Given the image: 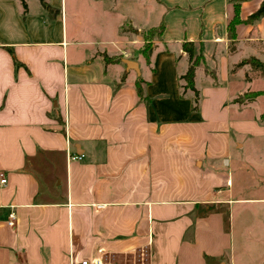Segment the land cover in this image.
<instances>
[{"label": "crops", "instance_id": "0c3cea01", "mask_svg": "<svg viewBox=\"0 0 264 264\" xmlns=\"http://www.w3.org/2000/svg\"><path fill=\"white\" fill-rule=\"evenodd\" d=\"M24 1L0 0V264H238L234 208L264 205L263 0L233 32L232 0Z\"/></svg>", "mask_w": 264, "mask_h": 264}, {"label": "rangeland", "instance_id": "374dc122", "mask_svg": "<svg viewBox=\"0 0 264 264\" xmlns=\"http://www.w3.org/2000/svg\"><path fill=\"white\" fill-rule=\"evenodd\" d=\"M29 3L32 9L39 5L38 0H29ZM232 232V255L236 263L264 264V205L235 206ZM125 264H135V260H127Z\"/></svg>", "mask_w": 264, "mask_h": 264}, {"label": "trees", "instance_id": "16d2710c", "mask_svg": "<svg viewBox=\"0 0 264 264\" xmlns=\"http://www.w3.org/2000/svg\"><path fill=\"white\" fill-rule=\"evenodd\" d=\"M20 1H21V5L23 7V13H25L26 9H27L26 3L24 0H20ZM39 1L42 4V6L44 7V9H46L48 12L54 13V14H56L58 12V10L51 7L50 4H48L46 0H39ZM232 1L234 2L235 16H234V19L232 20V22L230 23V31L231 32H233L232 27L234 26V24L239 22L237 12H238L241 0H232ZM263 14H264V0L261 3V5L259 6V8L248 16L247 21L251 22V21L259 18ZM163 30H164V23L161 22L158 26L150 28L149 30H147L146 32L143 33V38H144L145 42L143 44L142 51L144 53H146L148 48L150 47L151 40L153 39V37H159L161 35V33L163 32ZM231 35L233 36V33ZM182 47H183L184 51H186L188 56H189L188 68H187L186 72L180 77L181 79L184 80V85H182V88L184 90H186L188 88L193 90L195 96L197 97L198 92L194 87V75H195L196 66L199 64V62L202 59V54L200 51L198 53H195L194 44L190 41L183 42ZM7 50L11 53V55L14 54L12 48L9 47V48H7ZM103 58H104L105 62L112 61L111 57H108L106 54H103ZM245 62L246 61H242L239 64L241 65ZM249 62H251V64L253 66H260V68L264 71V65L261 62H259L257 59L252 58ZM14 63L16 66L19 65L18 61L15 59H14ZM142 82H143L142 80H138L136 82V88L138 90V94L140 95V97L142 96V87H141ZM240 98L241 97L237 98V100H239Z\"/></svg>", "mask_w": 264, "mask_h": 264}, {"label": "built area", "instance_id": "2783aa9c", "mask_svg": "<svg viewBox=\"0 0 264 264\" xmlns=\"http://www.w3.org/2000/svg\"><path fill=\"white\" fill-rule=\"evenodd\" d=\"M82 157H83L82 154L70 155V159H73V160H81ZM0 176L2 177L0 182L5 183L6 179L5 177H3L4 175L0 174ZM15 218L16 217H15L14 212H10L8 215L7 224L10 226L14 225ZM75 264H118V263L111 261V260H107L103 256H96L93 259H82Z\"/></svg>", "mask_w": 264, "mask_h": 264}, {"label": "water", "instance_id": "95a60500", "mask_svg": "<svg viewBox=\"0 0 264 264\" xmlns=\"http://www.w3.org/2000/svg\"><path fill=\"white\" fill-rule=\"evenodd\" d=\"M129 64H130L132 67H136V64H135L134 62H132V61H131Z\"/></svg>", "mask_w": 264, "mask_h": 264}]
</instances>
